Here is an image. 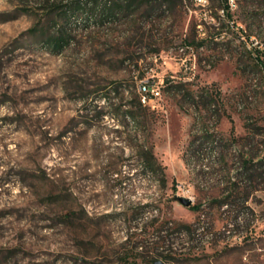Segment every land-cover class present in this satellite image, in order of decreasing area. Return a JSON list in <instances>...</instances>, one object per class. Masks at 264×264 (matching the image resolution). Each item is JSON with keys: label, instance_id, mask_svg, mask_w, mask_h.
<instances>
[{"label": "rangeland", "instance_id": "1", "mask_svg": "<svg viewBox=\"0 0 264 264\" xmlns=\"http://www.w3.org/2000/svg\"><path fill=\"white\" fill-rule=\"evenodd\" d=\"M235 1V30L186 0L133 29L72 17L55 49L44 12L0 0V264H264V0Z\"/></svg>", "mask_w": 264, "mask_h": 264}, {"label": "trees", "instance_id": "2", "mask_svg": "<svg viewBox=\"0 0 264 264\" xmlns=\"http://www.w3.org/2000/svg\"><path fill=\"white\" fill-rule=\"evenodd\" d=\"M14 3L22 12H44L45 26H57V30L53 34L45 38V42L51 47L57 49L62 47L68 42L67 32L63 29V22H72V17H80L81 15H86V20L93 19L96 24H106V23H117L123 20L130 29H133V25L137 24L138 17L144 18L142 25L146 26L149 22H153L160 19L164 15L169 17L172 13H178L184 8L186 0H10ZM220 6L224 13L229 17L228 25H230L233 30L236 28V21L233 18V13L228 0H220ZM160 12V13H159ZM48 32V31H46ZM222 33L219 32L218 35L211 37V39L206 38L195 43V40L189 41L187 44L189 46H201L209 41H216ZM217 42V41H216ZM158 51V49L156 50ZM159 53V52H158ZM256 56L255 61L257 66L264 67V61ZM140 58L137 59V62ZM169 82V81H168ZM172 82H169V87L172 88ZM176 86V85H175ZM210 93V92H209ZM211 99L214 95L210 93ZM215 97V96H214ZM146 105L141 100V94H135L132 106L126 111V115L133 120V122L140 124L147 120ZM139 157L142 162L150 170L155 172H161L164 178V169L162 165L157 161L153 149L150 145L143 144L139 151ZM264 165V162H261ZM244 166L247 173L251 179H256L262 176V173L258 171L256 165L251 164L250 159H245ZM251 181V180H250Z\"/></svg>", "mask_w": 264, "mask_h": 264}, {"label": "built area", "instance_id": "3", "mask_svg": "<svg viewBox=\"0 0 264 264\" xmlns=\"http://www.w3.org/2000/svg\"><path fill=\"white\" fill-rule=\"evenodd\" d=\"M199 1L204 2L202 0H199ZM228 1L231 6V9L233 10V8L236 6V1L235 0H228ZM255 43H258V40ZM140 94H141L142 102L144 104H147V103L153 102L158 96L161 95V89L159 85L153 80L143 79L140 82ZM232 178L235 179L234 177ZM226 232L228 235H232L236 232V230L232 229V225H230V227L226 229Z\"/></svg>", "mask_w": 264, "mask_h": 264}, {"label": "water", "instance_id": "4", "mask_svg": "<svg viewBox=\"0 0 264 264\" xmlns=\"http://www.w3.org/2000/svg\"><path fill=\"white\" fill-rule=\"evenodd\" d=\"M179 201L186 206H190L192 203V199L189 197L180 196ZM153 264H165L162 260H156Z\"/></svg>", "mask_w": 264, "mask_h": 264}, {"label": "bare ground", "instance_id": "5", "mask_svg": "<svg viewBox=\"0 0 264 264\" xmlns=\"http://www.w3.org/2000/svg\"><path fill=\"white\" fill-rule=\"evenodd\" d=\"M202 1H207V0H202ZM139 90H140V85H139ZM215 153H214V151H213V155H214Z\"/></svg>", "mask_w": 264, "mask_h": 264}]
</instances>
